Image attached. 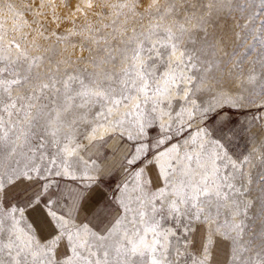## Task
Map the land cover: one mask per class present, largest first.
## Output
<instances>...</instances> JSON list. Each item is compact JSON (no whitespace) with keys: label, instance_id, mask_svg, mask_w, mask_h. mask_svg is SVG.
Listing matches in <instances>:
<instances>
[{"label":"snow or ice","instance_id":"obj_1","mask_svg":"<svg viewBox=\"0 0 264 264\" xmlns=\"http://www.w3.org/2000/svg\"><path fill=\"white\" fill-rule=\"evenodd\" d=\"M0 264H264V0H0Z\"/></svg>","mask_w":264,"mask_h":264}]
</instances>
